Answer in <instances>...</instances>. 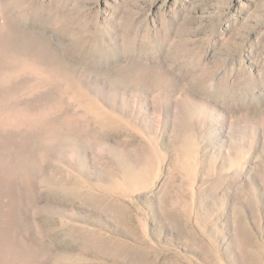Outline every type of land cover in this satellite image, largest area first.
I'll use <instances>...</instances> for the list:
<instances>
[{
  "label": "rangeland",
  "instance_id": "obj_1",
  "mask_svg": "<svg viewBox=\"0 0 264 264\" xmlns=\"http://www.w3.org/2000/svg\"><path fill=\"white\" fill-rule=\"evenodd\" d=\"M0 264H264V0H0Z\"/></svg>",
  "mask_w": 264,
  "mask_h": 264
}]
</instances>
